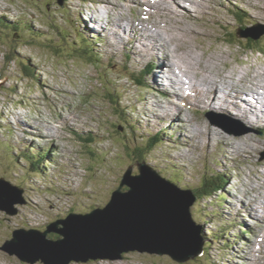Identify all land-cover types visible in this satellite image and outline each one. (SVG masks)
Returning a JSON list of instances; mask_svg holds the SVG:
<instances>
[{
  "label": "rangeland",
  "instance_id": "obj_1",
  "mask_svg": "<svg viewBox=\"0 0 264 264\" xmlns=\"http://www.w3.org/2000/svg\"><path fill=\"white\" fill-rule=\"evenodd\" d=\"M93 1L64 0L61 5L58 0H0V19L30 27L42 38L37 43L31 39L33 33L20 36L14 31H0V180L22 189L26 202L15 206L18 213L14 216L0 211V264H28L2 250L15 230L44 231L71 213L86 214L105 207L126 171L133 166L134 175L138 174L141 161L135 149L159 131L163 135L145 162L163 178L181 190L198 188L204 177L215 172L229 179L223 195L195 202L193 219L202 228L201 237L206 235V243L211 241V245L205 256L186 264H264V209L259 208L264 203V130L238 119L235 121L242 124L240 131L246 136L227 131L224 124L213 125L209 118L227 120L228 114L201 104L193 91L185 90V95L177 98V88L175 97L162 98L156 90L158 84L152 80L157 65L154 53L146 52L153 61L146 73L150 60L140 55L145 58L141 59L134 45L127 46L125 41L130 36H122L119 40L123 45H118L102 32V38L91 34L94 26L105 27L107 35L120 34L109 25L112 19L106 15L117 20L122 5V24L135 23L147 32L152 25H159L177 36L174 27L189 40L194 54L207 61L206 75L197 68L200 75L192 73L185 80L204 88L200 83L206 78L217 79L231 71L249 74L246 72L255 67L264 69V52L247 47L249 42L264 50V1L255 6L250 0H175L189 14L178 22L160 14L155 18L144 16L143 8H133L139 3L148 7L158 0ZM93 16L101 19L98 25L92 23ZM83 37L93 46V62L74 57L75 51L68 45L83 43ZM95 37H99L97 41ZM157 40L162 51L168 53L164 40ZM13 49L8 58L14 60L9 62L7 55ZM28 62L34 71L31 78L22 70ZM163 64L168 72L171 66L166 60ZM141 75L145 78L139 86L134 76ZM251 79L255 89L263 91ZM260 80L264 81V74ZM220 85L224 87L218 83L216 93H222ZM109 93L120 101L122 109H128L126 117L115 114ZM46 153L51 157L45 162L42 155ZM35 162L37 169L33 167ZM9 199L13 197L9 195ZM254 206L258 212L251 211ZM246 229L252 234L243 231ZM72 264L180 263L168 256L134 252L119 261Z\"/></svg>",
  "mask_w": 264,
  "mask_h": 264
},
{
  "label": "water",
  "instance_id": "obj_2",
  "mask_svg": "<svg viewBox=\"0 0 264 264\" xmlns=\"http://www.w3.org/2000/svg\"><path fill=\"white\" fill-rule=\"evenodd\" d=\"M134 168L126 171L105 207L71 213L46 231L15 230L2 250L28 264L119 261L134 252L168 256L180 264L202 257L206 241L193 219V191L181 190L146 162L137 164L136 175ZM25 203L22 189L0 180V211L14 216L15 206ZM51 233L60 238L51 239Z\"/></svg>",
  "mask_w": 264,
  "mask_h": 264
},
{
  "label": "bare ground",
  "instance_id": "obj_3",
  "mask_svg": "<svg viewBox=\"0 0 264 264\" xmlns=\"http://www.w3.org/2000/svg\"><path fill=\"white\" fill-rule=\"evenodd\" d=\"M169 1L171 4H168L167 2L162 0H158L157 2L150 3L148 7H146L143 3H139L133 8L134 9L136 8L139 9V7L143 8L141 9V12L144 14V16L154 17L160 14L163 16L165 15L166 18L168 17L174 19L177 22L179 20L181 21L183 17L189 16L187 11L183 9L181 5L177 3L175 0H169ZM206 1L207 0H205V2ZM210 1L213 2V0ZM262 1L264 0H250V3L255 6H260L259 3ZM120 8L122 10L121 12H123V5ZM148 9H151L152 11H148ZM121 12L119 17H117V20L115 21H113L114 17L111 14L106 15V17L112 19V21H110V24L109 23L108 24L113 28H115L118 32L121 31L120 32L121 35L111 32L108 35L105 34L106 31L104 29L105 27H102L101 24L99 25L101 26L100 29L96 26H94L93 28L97 30L98 33L102 32L106 38L108 36L107 38L108 40L109 39L117 40L118 45H120V43L122 44V40H119L121 39L122 35L129 34L130 39L128 43L131 46L132 45L135 46V51L137 52V55L140 58H141L140 55L146 58L147 57L146 52L149 55L151 53H154L153 56H157V57L156 59L154 57L152 58L156 60L157 68L156 67H155L156 69L154 68L155 70H154V75L152 76V80L156 83V85L158 84L157 88L162 89V94L164 96L166 97L173 96V93H175L177 88L179 89L178 95L179 94L181 95L182 92H184L185 90L193 91L197 94L201 104L206 105L208 108H214L219 112L227 113L229 121L235 118L241 120L246 125H255L258 129H264V81L260 80L261 75L263 76L264 74L263 68H261L260 70V67L258 68L255 67V69H253L254 71L251 70V72H246L249 74H252V72H254L252 76H250L249 74H245V72L231 73L232 71L231 72L228 71L229 73L226 76H221L213 80H210V78L204 79L202 81L203 83H200L202 86H204V88H200V87L198 88L195 87V85L192 86L191 82L189 84L187 81H185L187 80V76L192 73H194L195 76H199L200 74L197 72V68H199L202 71L201 73L204 74L207 66L206 63L207 61L204 60V57H197V55L194 54V50L191 49L193 48V46L188 45L189 40L187 41L186 37L180 36V32L177 29H174V27L173 30L178 33L177 36L169 34L167 29L163 30L162 27L159 25H152V28L150 27L151 25L150 26L148 25L149 28H151L149 30L152 33H155L156 39L153 38V34L151 32H147L141 29L142 26L138 24L133 23L132 26L128 28L126 26L127 24L126 25L122 24L123 22L122 19L124 17V14ZM198 13L202 14L201 12ZM91 18H92L91 21L94 25H98V23L101 20V19L98 20V18L97 17L95 18L94 16ZM192 18L194 19L193 16ZM144 20L143 21L146 22L147 24L148 22L147 17ZM186 26L187 24H184L183 30L188 35ZM157 38H162L164 40L165 42L164 46H168V53L165 54L162 51L161 47H159L161 46V43L157 40ZM145 58H141V59L144 60ZM147 60H150V58ZM165 60L171 66V69H169L168 72L164 67L166 64H163ZM200 64H203V66H200ZM251 77L258 84L260 90L263 91L259 92L255 89L256 85L253 84ZM218 83L223 84L225 87L224 89V87L220 85V88L223 89L222 93H216V91L219 90V88L217 87ZM179 84L184 85V87L180 89ZM155 114L156 113H154L151 117L155 118ZM255 126H253L252 128H255ZM210 129L214 130V127ZM248 136L250 137V135ZM245 196L246 198H248L249 194H246ZM260 198H262V196L257 197L255 200L259 201ZM242 202H244L243 199ZM260 207L264 209V203L259 205V208ZM251 211L252 212L257 211V208L254 206L251 208Z\"/></svg>",
  "mask_w": 264,
  "mask_h": 264
},
{
  "label": "trees",
  "instance_id": "obj_4",
  "mask_svg": "<svg viewBox=\"0 0 264 264\" xmlns=\"http://www.w3.org/2000/svg\"><path fill=\"white\" fill-rule=\"evenodd\" d=\"M65 1L67 2V1H70V0H65ZM88 1H90V0H85V2H88ZM29 28L28 29L27 28L25 29L22 26H20L19 23L11 24L10 22H8L5 19H3L2 17L0 19V31H2V30H6V31H9V32L10 31H14L16 33H19L20 36H22V34L25 33V32H29L30 34L34 32L32 29H29ZM233 37L234 38H238V35H234ZM31 39H32V41L38 43L39 41H41L42 38L39 35L33 33L31 35ZM228 42L231 43V44H234V42H232V41L231 42L228 41ZM239 44H241V46L244 45L243 43H239ZM68 45L70 47L71 46L73 47V49L75 51V52H73L74 57L75 56L76 57L78 56L80 58L87 59L89 62L90 61L93 62V60H95L96 55L93 52V46L90 43V40L89 39L87 40V39H85V37H83V43H73V44L72 43H68ZM247 47L249 49H251V50H254L257 53H260L261 51L264 52L263 49H257V47L252 46V44L249 43V42L247 44ZM13 51H14V49L10 52V54L7 55V59H9L8 60L9 62L12 61V60H14V59L8 58V57H10V55H12L11 53ZM32 68L33 67H32V65L29 62L26 63V64H23V67H22V70H23L24 74L26 76H28L29 78H31L34 75V71H32ZM136 81H138V84L139 85L142 84V82H141L142 79L141 78H137ZM108 95L112 99V103H113V106H114V112H115V114L118 117H120V116L122 118L126 117L127 116L128 109H126V108L125 109H122L121 106H120V101H118L117 99L114 100V97L115 96L112 93H109ZM126 123L129 124L130 127H132L134 130L136 129V128H134L135 126H134L133 122L130 121L129 119L126 120ZM162 135L163 134L161 132H158L157 134H155L153 136V138L148 139L147 141L145 140V143L141 147L139 146L137 149H135V151L137 150V152H136V155H137L136 158L139 161H141L140 163L145 162V160L147 158V155L154 150V148L156 147V145L159 143V139L162 137ZM89 140H92L93 141L92 138L89 139ZM40 155H42V154H40ZM42 156H44V158L42 159V161L45 158L48 157V155L47 156L42 155ZM42 161L41 160H39V161L37 160L38 163H41ZM37 162L33 163L34 169H37ZM174 181H175V179L173 180V182ZM228 181H229V179L225 176V174H223V173H216L215 172V173H211L210 174V177L209 176L208 177H204L202 179V181H201V183H200V185H199L198 188H196V189H191L190 188L189 190H192L193 193H194V195L200 201H208L210 199L216 198L217 196H221L222 193H224L226 191V186L228 184ZM175 182L180 183L179 179H177V181H175ZM47 228H46V230H47ZM46 230H44V231H46ZM53 234H55V233H51L49 235V237H53L54 240H57V239L60 238L57 234H55L56 236L53 235ZM203 239L206 241V239H207L206 235L203 236ZM210 245H211V241L205 243V250L206 249H209V246ZM206 253H207V250L205 251L204 256L206 255Z\"/></svg>",
  "mask_w": 264,
  "mask_h": 264
}]
</instances>
